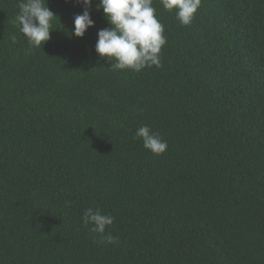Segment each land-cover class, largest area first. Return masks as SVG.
<instances>
[{
    "label": "trees",
    "instance_id": "trees-1",
    "mask_svg": "<svg viewBox=\"0 0 264 264\" xmlns=\"http://www.w3.org/2000/svg\"><path fill=\"white\" fill-rule=\"evenodd\" d=\"M98 2L79 38L83 8L48 0L57 28L32 48L0 0V264H264V0H202L188 26L153 0L162 67L140 72L98 57Z\"/></svg>",
    "mask_w": 264,
    "mask_h": 264
},
{
    "label": "clouds",
    "instance_id": "clouds-1",
    "mask_svg": "<svg viewBox=\"0 0 264 264\" xmlns=\"http://www.w3.org/2000/svg\"><path fill=\"white\" fill-rule=\"evenodd\" d=\"M202 0H160L168 11H175L182 25L188 26L195 18ZM83 11L74 17L70 37L83 38L87 30L95 26L92 18L93 0H76ZM19 12L15 24L32 48H40L51 39L56 16L48 0H18ZM103 10L110 27L98 30L95 52L100 59H107L110 68L117 70H141L152 66L162 67L161 53L166 44L165 28L156 15L153 0H99L96 10ZM60 18V17H59ZM61 21V20H60ZM15 36L12 37L15 42ZM135 138L143 141V146L159 156L168 148L158 132L148 125L140 126ZM114 217L104 214L99 208H86L82 215L85 227L101 236L102 242L115 244L117 237L106 229L113 225Z\"/></svg>",
    "mask_w": 264,
    "mask_h": 264
}]
</instances>
